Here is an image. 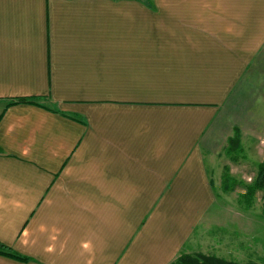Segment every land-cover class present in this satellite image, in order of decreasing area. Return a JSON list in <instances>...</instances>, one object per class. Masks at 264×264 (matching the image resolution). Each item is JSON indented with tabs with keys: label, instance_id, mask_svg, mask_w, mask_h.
I'll list each match as a JSON object with an SVG mask.
<instances>
[{
	"label": "crops",
	"instance_id": "obj_1",
	"mask_svg": "<svg viewBox=\"0 0 264 264\" xmlns=\"http://www.w3.org/2000/svg\"><path fill=\"white\" fill-rule=\"evenodd\" d=\"M260 85L264 0H0V264H170Z\"/></svg>",
	"mask_w": 264,
	"mask_h": 264
},
{
	"label": "rangeland",
	"instance_id": "obj_2",
	"mask_svg": "<svg viewBox=\"0 0 264 264\" xmlns=\"http://www.w3.org/2000/svg\"><path fill=\"white\" fill-rule=\"evenodd\" d=\"M249 89L250 92L246 91V95H235L227 105L230 107L228 110L233 117L236 114L239 115L232 118L236 122L245 121L248 119L246 115L253 114V118L261 121V131L256 132L257 135H250L249 132L244 134V158L238 156L237 163H233L225 155L226 142L223 148L216 150L219 151V158L215 154L208 155L212 156L209 160L214 157L213 160H217L215 161L217 166L214 164L217 173L221 171L222 175L223 167L228 166L231 176L239 183L227 195L217 191L219 195L214 198L215 203L211 212L207 217L204 214L201 222L205 223L207 218L213 215L218 218L217 221L214 224H197L195 236L192 234L189 238L190 243L182 246L183 253L188 251L187 254L214 255L239 263L264 264V215L262 212L264 192H256L251 203H248L249 198L243 200L247 186L253 182L252 178L256 173L257 165L264 158V93H259L264 86H256L258 89L256 94H253L254 88ZM241 123L244 124V122ZM204 154L207 156V152ZM217 177L218 175L216 180L212 181L214 185L216 182L220 183ZM219 210L221 212H217Z\"/></svg>",
	"mask_w": 264,
	"mask_h": 264
},
{
	"label": "trees",
	"instance_id": "obj_3",
	"mask_svg": "<svg viewBox=\"0 0 264 264\" xmlns=\"http://www.w3.org/2000/svg\"><path fill=\"white\" fill-rule=\"evenodd\" d=\"M17 103H31V104L40 105L38 102H36V99L34 98H30V99L18 98L10 102L8 106ZM233 133H234L233 136L228 138L224 151L226 153L225 155L233 163H237L239 160L237 158L238 156H243L244 158V148L241 145L240 130L238 128H234ZM223 169L224 172L221 177V188L225 193H230L232 192L233 188L236 185H238L239 182L236 181V178L231 176L228 166H226ZM252 181H253L252 184L247 186L246 194L243 197V200L249 198L248 203H251L252 198L255 196L254 194L256 192H264V158L257 165V170L254 175V178H252ZM263 200H264V196H263ZM262 212L264 215V207ZM0 255L22 263L29 262V258L16 253L12 248L5 246L3 244H0ZM170 264H255V263L252 262L239 263L233 260H227L214 255L206 256L201 253H194V254L181 253Z\"/></svg>",
	"mask_w": 264,
	"mask_h": 264
}]
</instances>
